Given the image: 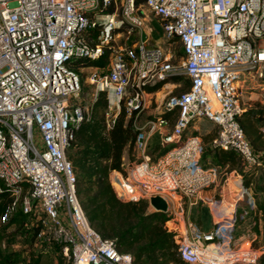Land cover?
<instances>
[{
	"label": "built area",
	"instance_id": "built-area-1",
	"mask_svg": "<svg viewBox=\"0 0 264 264\" xmlns=\"http://www.w3.org/2000/svg\"><path fill=\"white\" fill-rule=\"evenodd\" d=\"M154 20L170 46L181 44L183 55L176 61L161 42L152 43ZM93 31L95 45L89 36ZM132 33L138 40L118 47L117 39ZM106 50V66L77 67L99 60ZM244 73L260 81L264 91V0H0V193L9 188L15 197L0 230L22 210L36 245L58 246L66 264H133L115 240L103 238L90 224L67 158L89 116L79 100L87 83L97 97L108 96L107 129L124 109L141 131L134 146L138 161L110 174L118 197L146 201L149 214L159 212L151 199L166 201L167 229L184 264H258L264 248L249 242L248 248L232 249L221 243L235 237V215L205 234L186 209L216 179L215 168L200 164L202 138L185 137L197 122L217 127L211 150L234 152L248 171L264 172L263 157L239 121ZM180 76L190 87L165 104L164 113H178L172 130L163 131L169 120L161 116L140 126L155 89ZM157 133L169 148L153 158L148 150ZM247 235L259 238L250 230Z\"/></svg>",
	"mask_w": 264,
	"mask_h": 264
},
{
	"label": "trees",
	"instance_id": "trees-1",
	"mask_svg": "<svg viewBox=\"0 0 264 264\" xmlns=\"http://www.w3.org/2000/svg\"><path fill=\"white\" fill-rule=\"evenodd\" d=\"M89 36L92 38L91 44H97V33L93 31ZM109 56L110 51L106 50L99 60H84L77 67H104L109 62ZM180 79L175 78L174 81ZM162 86H158L155 91ZM108 105L107 94L100 93L92 104L88 118L82 122L67 149V158L76 176L77 195L82 208L94 230L103 238L115 240L117 250L130 254L133 264H184L179 257L174 234L166 227L167 214H148L149 205L146 201L133 203L120 199L111 184V172L123 171L125 157L133 153L136 138L141 131L135 128V117L127 118L124 109L114 126L107 129L105 113ZM177 114V110H174L165 112L161 117L174 124ZM239 121L252 148L263 156L264 108L243 112ZM165 151L166 149L163 150ZM211 151L215 153L214 164L217 166L228 164L230 167H237L240 162L234 152L221 154ZM242 165L244 167L237 168V173L242 177L244 187L252 190L256 201V211H247L246 214L250 217V231L262 238L264 243V172L261 171L257 176L256 171L245 170L243 162ZM14 199L13 191L9 188H4L0 193V219ZM243 214L239 209L237 218H242ZM247 217L242 219L245 221ZM27 220L28 216L19 210L9 225L0 230V264H39L42 253L52 248L54 251L59 250L58 246L44 244L40 245L38 255L31 254L27 258L16 251L12 242L19 234L20 237H28L36 246V233L25 227ZM238 226L237 221L236 228ZM9 227L14 229L9 231ZM234 235L237 236L236 229ZM258 264H264V254Z\"/></svg>",
	"mask_w": 264,
	"mask_h": 264
},
{
	"label": "rangeland",
	"instance_id": "rangeland-1",
	"mask_svg": "<svg viewBox=\"0 0 264 264\" xmlns=\"http://www.w3.org/2000/svg\"><path fill=\"white\" fill-rule=\"evenodd\" d=\"M152 26L154 28H156V31L151 35L150 39H154V41L156 42H161L166 48H168L170 50V52L172 53V55L174 56L175 61L177 59H179L182 55V46L181 44H173L172 46L169 45V43L165 40L163 33L160 31L161 29L159 22H157V20H154L152 22ZM157 26H158V30H157ZM127 29H125L126 31ZM143 38L146 39V35H143ZM138 40V36L136 33H132L131 35H127L125 34V36H122L120 38L117 39V45L118 47H124V46H132L136 41ZM89 72V70H85L84 71V76L86 77L87 73ZM182 81V83H186L187 80H185V78L180 79ZM261 85V84H259ZM257 88L256 86L254 87V89H247L246 92L248 93V97H250L251 93H254V99H252L251 101H249V104L254 105V107H256V109L261 110L264 108V91L262 90V88L259 87V89H255ZM167 91H164L162 93H160L157 96L154 97H149V99L147 100L146 103V108L145 110L142 112L141 117L143 121H146L148 119L151 118H157L159 116H161V112H164V108H165V104L167 103L168 99L170 96H166ZM181 89L180 90H176L173 92V96L174 95H179L181 94ZM97 95L96 92L94 90V88L92 86H90L89 84L85 83L84 85V89L79 97L80 102L85 106V108L89 111L91 110L92 104L96 101ZM245 102V101H243ZM247 102V101H246ZM243 105V103H242ZM198 124H195L193 126H191L189 128V130L186 132V135L190 136V135H195V136H199L202 138V141L204 142L205 145H203V149H202V153L200 155V164L206 168H214V161H213V156L209 157V155H211V150H210V146L207 145V140L205 138H208L210 135L216 136L217 135V127L215 125H213L210 122L207 121H200L197 122ZM172 121L170 122L169 126H168V130L171 131L172 130ZM197 126V128L199 129V131H196L195 129H193V127ZM159 144V137L156 135L152 141H151V145H150V152L153 148H155L157 145ZM151 155V153H150ZM139 155L133 151V153L130 156H126L125 158V164L130 165L136 161H138ZM239 157V156H238ZM240 162L237 164V168H243L244 166L242 165V160L239 158ZM264 160V157H263ZM240 166V167H239ZM245 169V168H244ZM218 170L217 172V181L224 184L225 183V176H224V172H221ZM261 174V171H257V176ZM211 188V187H210ZM209 189V188H208ZM207 189V190H208ZM205 190V191H207ZM205 191H203L201 194H203ZM252 197H253V193H252ZM256 203V201H255ZM189 208V207H188ZM195 208V210H197L199 212V214H197V216L193 213L192 214V221L200 228V230L203 233H210L211 231H213L215 229V225L216 223L212 222L211 217H207V213H208V208L203 207L202 204L200 203V200L198 201V203L193 207ZM187 209V208H186ZM217 212V211H216ZM147 213L149 214V207L147 209ZM228 215L230 216V212L228 213ZM222 215H219L217 213V217L216 220L220 221L222 220ZM238 224L239 226L236 228V233L237 236L235 237H230L228 238H222V242L221 243H226L225 247H230L232 249H236V248H240L241 246H244V248H248L249 247V242H251V247L257 249V248H264V243L263 240L261 238H258L256 240L253 239V237H246L244 239H240L239 236L243 233H246L250 230V219H245V221L242 218H237ZM166 227L168 228V226L166 225ZM14 229V227H12V230ZM21 234H19L18 236H16L13 239L12 245L14 246L16 251H19L22 253V255L24 257H29L31 254H35L38 255L40 253V245H36L33 244V242L30 241V239L25 236L20 237ZM33 244V245H32ZM214 246H211L209 248H213ZM39 264H66V261L62 258L59 250H47L46 252L41 254V259H40V263Z\"/></svg>",
	"mask_w": 264,
	"mask_h": 264
},
{
	"label": "crops",
	"instance_id": "crops-1",
	"mask_svg": "<svg viewBox=\"0 0 264 264\" xmlns=\"http://www.w3.org/2000/svg\"><path fill=\"white\" fill-rule=\"evenodd\" d=\"M153 40H151L152 43L155 42V41L153 42ZM175 78H181L182 79L184 77L180 76V77L172 78V80L167 82V84L165 86H162V88L160 90L154 91L152 93L153 94L152 97L157 96L164 91H167L166 96H170L176 90L181 89V92L183 93L184 90L186 91L189 89L190 84L188 81H186V83L183 84L181 80H179V81L175 80L174 81ZM259 84H261V85H259ZM187 86H188V89L186 88ZM255 86L258 89H259V87L263 89V84L260 81H257L256 79H254L250 73H244L243 77H242V81L240 83V96H241V100L243 103V112L256 109V107H254V105L249 104V101L254 99V93H251L250 97H248V93L246 92L247 89H249V88L254 89ZM257 88H255V89H257ZM243 101H245V102H243ZM161 113L164 114V112H161ZM145 122L146 121H143L142 118H140L138 121V124L140 126H142ZM170 122L171 121L169 120V124H170ZM196 124H198V123H196ZM172 125H174V124H172ZM193 129H195L196 131H199L197 126L193 127ZM163 131L170 132L168 130V127L163 128ZM156 135L159 137V144L155 148H153L151 150V152H150V147L148 150V153L149 154L151 153V156L153 158H157L158 156L162 155L164 153L163 150L166 149V151H167L169 148V146L165 142H163L161 135L159 133H157ZM156 135H154V137ZM187 136L188 135H186V133H185V137H187ZM215 137L216 136L210 135L208 138H205L207 140L206 144L210 146L211 141ZM152 139H151V141H152ZM150 145H151V142H150ZM203 145H205L204 142H203ZM219 153L222 154V152H219ZM210 156L211 157L213 156V161H214L215 153L214 152L211 153V155H209V157ZM262 157H264V155ZM214 165H215L214 168L216 170L215 183L211 186V188H209L203 194L199 195V200H200V203L202 204V206L208 208V213L206 216L208 218L211 217L212 222L217 224V222H218L216 220L217 213L219 215H222V218L225 219L229 216L228 215L229 212H230V216L235 215V217H237V211L239 209H241L243 211V213H245V212L247 213V211H254L255 212L256 211V203H255V199L252 197V190L246 189L244 187L243 179L237 173V167H230L228 164L221 165V166H217L216 164H214ZM218 170L221 172H224V176H225V183L224 184L217 181ZM245 170H247V169L245 168ZM221 172H220V174H221ZM193 207L187 208V215H188V218L191 219V221H192L191 216L193 213L196 216H197V214H199V212L197 210H195V208H193ZM241 217L245 218V217H247V215L243 214ZM246 219L248 220V219H250V217H247ZM215 227H216V225H215ZM247 236L248 235L246 233H243L239 236V238H245Z\"/></svg>",
	"mask_w": 264,
	"mask_h": 264
},
{
	"label": "water",
	"instance_id": "water-1",
	"mask_svg": "<svg viewBox=\"0 0 264 264\" xmlns=\"http://www.w3.org/2000/svg\"><path fill=\"white\" fill-rule=\"evenodd\" d=\"M150 203L159 212L166 213L168 211V205L166 201L160 197H155L151 199Z\"/></svg>",
	"mask_w": 264,
	"mask_h": 264
}]
</instances>
